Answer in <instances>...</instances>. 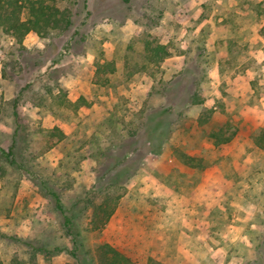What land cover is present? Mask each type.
I'll use <instances>...</instances> for the list:
<instances>
[{"label":"rangeland","instance_id":"rangeland-1","mask_svg":"<svg viewBox=\"0 0 264 264\" xmlns=\"http://www.w3.org/2000/svg\"><path fill=\"white\" fill-rule=\"evenodd\" d=\"M57 3L72 11L64 32H30L19 46L0 30V264H98L105 242L136 264L254 258L264 238V0ZM147 39L168 43L173 57L139 70ZM96 58L118 62L107 84L92 81ZM180 69L185 80L169 82ZM196 87L207 93L204 106H182ZM59 88L71 100L86 93L90 104L76 111L57 102ZM167 98L174 103L166 112ZM204 107H215L210 126L234 132L229 142L214 146L197 128ZM17 121L12 162L4 154ZM56 125L65 137L47 149L46 130ZM135 126L134 144L148 154L134 174L132 163L113 170ZM182 153L201 167L185 165ZM115 175L118 183L107 184ZM52 192L75 223V240ZM106 193L120 195L117 208L93 229V206ZM170 201L191 208L186 245L174 242L181 212ZM233 213L241 230L230 242L222 238ZM201 219L213 224L198 227Z\"/></svg>","mask_w":264,"mask_h":264},{"label":"trees","instance_id":"trees-1","mask_svg":"<svg viewBox=\"0 0 264 264\" xmlns=\"http://www.w3.org/2000/svg\"><path fill=\"white\" fill-rule=\"evenodd\" d=\"M71 24V9L66 6L60 7L57 0H0V30L12 37L19 46H23V40L30 32L35 33L38 37H48L53 31H66ZM143 48L145 52V63L140 65L139 70H145L149 65L157 67L163 63L167 57L172 55L171 46L168 43H162L156 40H145ZM183 54L186 55L185 53ZM94 64L95 72L92 81L96 84H107L110 81L109 74L116 72L119 68L118 62L113 59L107 60L96 58ZM183 71L184 69H180L176 74H173L169 82H173L177 76L180 79L185 80L183 77ZM59 91L61 92V96L57 98V102L62 103L65 106H72L76 111L79 107L90 104L89 96L84 92H80L75 100H71L67 97V91L65 89L59 88ZM169 98H167V101ZM206 98L207 93L204 90H201L200 92L196 87L191 94L180 98L179 101L182 106L189 107L193 105H203ZM172 103H174L173 99L169 100L168 107L164 109L166 112L169 108L172 109ZM214 110V107H204L196 118V125L198 129L205 132L208 142L212 143L214 146H219L229 142L233 138L234 132L232 131L228 135H225V132L228 129L224 127L225 125L218 128H213L209 125V120L211 119ZM182 114L183 110H179L178 116H181ZM14 115L17 117L18 113L14 112ZM18 127H20V123L17 121L12 144L10 145L9 150L4 154L5 158L12 156V162H16V133H18ZM46 131L48 133L47 149L55 146L58 141L65 137L64 131L57 125ZM138 131L139 128L136 126L129 131L130 136L132 137L130 144L123 147L124 151L120 153V156L116 155L114 163L112 164L113 170H116L118 167L123 168L129 166V163H132L130 165V174H134L139 168L141 159L145 158L148 154V149L147 147H144V143L138 141L137 144H134L137 140L135 137ZM0 151L4 153L2 147H0ZM182 156L185 165L201 167L200 164L194 163L196 160L202 161L201 159H197V157L187 153H182ZM118 181L119 180L115 175L113 181L110 180L107 184H116ZM52 195L55 197V207L63 215V226L66 232L73 236L75 240L76 226L72 217L66 214L59 196L55 192H52ZM119 198V194L113 196L106 193L105 198L93 206L91 217V225L93 229L101 228L110 220L117 208ZM75 243L76 241H74V244ZM263 244L264 238L261 239L257 245L256 256L254 258H247L240 264H264V251L261 247ZM98 250V264H136L129 256L125 255L108 242L101 243L98 246ZM72 254L75 256L74 252H72ZM146 264L165 263L148 257Z\"/></svg>","mask_w":264,"mask_h":264},{"label":"crops","instance_id":"crops-1","mask_svg":"<svg viewBox=\"0 0 264 264\" xmlns=\"http://www.w3.org/2000/svg\"><path fill=\"white\" fill-rule=\"evenodd\" d=\"M179 55L184 57V54H179ZM172 57H173V54L171 56L167 57L166 59L172 58ZM179 68H181V67H179ZM239 77L241 78V76H239ZM241 82L245 84L246 83V79L245 80L244 79H240V80H236L235 81L236 84L241 83ZM247 82H248V79H247ZM240 93L242 94V92H240ZM205 102H204V104H205ZM204 104L201 105V106H204ZM260 104H261L260 108H262V112L264 113V95L262 97H260ZM214 109H215V107H214ZM214 113H215V111H214ZM219 172H222V171H219ZM169 204H171L172 206H174V208H176V210H178V212H181L180 213V219H179L180 222H181V224L180 223L177 224V225H179V227L178 226L176 228L173 227L175 229V231L173 233L175 234V236H177L176 237L177 239L174 240V242H177V243L180 242L181 245L182 244H185L186 245L188 243V241H190V240L189 239L184 240V238L181 236V234H183V232H184V230H182L183 226L184 225L185 226L186 225L187 226L190 225V223L188 221H185L188 217L186 216L187 217L186 218L184 216V213L186 212V210H190L191 208H189L188 206H185L183 203H176L175 204V203H173V202L170 201ZM192 210H194V209H192ZM234 215L235 214L233 213L232 218L230 219V223L228 224V228L225 230V231H227V233L223 234V238H222L223 240H228L230 242H232L234 240L235 241L237 240V236L238 235L236 233L241 230L240 229L241 226H237L236 225L237 222H236V219L234 218ZM199 222L200 223L197 225L198 227H200V226L208 227V226H211L213 224V221L211 219H201ZM185 232H187V230ZM185 232H184V234H185ZM241 232L243 233V231H241ZM188 235L189 234H185V236H187V237H188ZM243 235H244V233L241 236H243ZM201 238L203 239L204 237H201ZM231 257L234 258V257H237V256L233 254V255H231Z\"/></svg>","mask_w":264,"mask_h":264}]
</instances>
